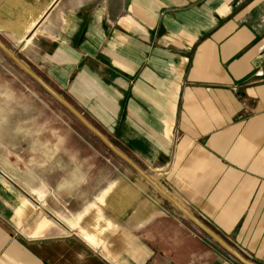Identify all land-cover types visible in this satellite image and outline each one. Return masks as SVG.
<instances>
[{
    "label": "crops",
    "instance_id": "0c3cea01",
    "mask_svg": "<svg viewBox=\"0 0 264 264\" xmlns=\"http://www.w3.org/2000/svg\"><path fill=\"white\" fill-rule=\"evenodd\" d=\"M0 39L264 264V0H0ZM16 69L3 51L0 264H242Z\"/></svg>",
    "mask_w": 264,
    "mask_h": 264
},
{
    "label": "water",
    "instance_id": "95a60500",
    "mask_svg": "<svg viewBox=\"0 0 264 264\" xmlns=\"http://www.w3.org/2000/svg\"><path fill=\"white\" fill-rule=\"evenodd\" d=\"M0 48L10 56L26 73L34 78L46 91L53 95L60 103L69 109L88 129L96 134L114 153L120 156L124 161L131 165L137 173L148 181L162 196L172 202L186 217L195 223L202 231L209 235L221 247L232 254L242 264H260L247 258L237 248L231 245L224 237H222L216 230L202 221L187 207H185L176 197L163 188L159 182L152 177L140 164H138L127 153L116 146L113 141L105 135L98 127H96L78 108H76L68 99L63 97L57 90L49 85L37 72L29 67L12 49H10L1 39Z\"/></svg>",
    "mask_w": 264,
    "mask_h": 264
},
{
    "label": "rangeland",
    "instance_id": "374dc122",
    "mask_svg": "<svg viewBox=\"0 0 264 264\" xmlns=\"http://www.w3.org/2000/svg\"><path fill=\"white\" fill-rule=\"evenodd\" d=\"M0 55H3V51L1 50V48H0ZM15 72H16V74H15V77H16V87H18V89H20V88H23V89H31V90H33V89H43L36 81H34L31 77H29L28 74H25V72H23V71H21L19 69H16ZM58 90H59L60 94L63 97H65L66 99H68L71 103L73 102L72 99H71V97L69 95H67V93H66L68 91V89H65L64 91L61 90V89H58ZM72 119H74V118H72ZM69 120H70V118H68L67 116L64 115V121L65 122H68ZM116 146H118V145H116ZM104 148L106 149L105 151H109V153L111 154V156L114 157V159H116L115 160V164L117 166H119V167H125L124 166V163L125 162H123L117 155L115 156V153L112 150H107V148L105 146H104ZM119 148H121V147H119ZM121 150L124 151V149H121ZM124 152L127 153L126 151H124ZM127 154L129 155V153H127ZM129 156L131 157V155H129ZM131 158H133V157H131ZM136 162L138 163V161H136ZM54 163H55L54 161H51L49 164L51 166H53ZM65 163H68V161H66L65 159H63V166H65ZM57 164H58V162H57ZM127 167L129 168L130 166L127 165ZM47 178L50 179V178H53V177L47 176Z\"/></svg>",
    "mask_w": 264,
    "mask_h": 264
}]
</instances>
